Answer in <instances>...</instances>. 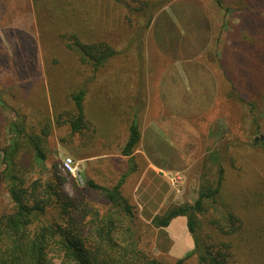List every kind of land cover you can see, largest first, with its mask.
<instances>
[{"label": "rangeland", "instance_id": "obj_1", "mask_svg": "<svg viewBox=\"0 0 264 264\" xmlns=\"http://www.w3.org/2000/svg\"><path fill=\"white\" fill-rule=\"evenodd\" d=\"M145 1L157 4L147 9ZM221 1L0 0V150L16 128L41 136L43 162L21 149L28 179L57 170L68 195L87 180L112 187L125 175L122 194L145 225L142 245L163 261L184 256L193 239L185 217L164 228H152L151 219L193 205L204 178L216 180L222 157L215 215L229 207L243 221L234 261L264 264V63L251 53L264 28V0ZM239 9L256 13L258 24ZM70 36L107 42L117 55L94 71L65 46ZM79 89L86 90V128L72 134L70 95ZM132 120L140 140L131 158L121 150ZM86 191L101 212L108 208ZM12 211L0 180V214ZM197 220L213 233L206 212Z\"/></svg>", "mask_w": 264, "mask_h": 264}, {"label": "trees", "instance_id": "obj_2", "mask_svg": "<svg viewBox=\"0 0 264 264\" xmlns=\"http://www.w3.org/2000/svg\"><path fill=\"white\" fill-rule=\"evenodd\" d=\"M215 1L223 6L221 0ZM141 4L151 9L157 3L145 1ZM225 11L230 9L225 8ZM239 11L245 15L244 21L258 24L257 14L252 10ZM148 18L141 34L150 23L151 16ZM259 33L255 40L259 50L253 49L251 53L264 63V28ZM65 46L80 64L90 66L94 71L117 55V51L104 41L87 43L70 36ZM85 93V89H79L70 95L75 107V113H71L68 120L72 134H82L86 128ZM3 104L0 101L4 107ZM14 126L16 128V124ZM15 131L16 137L0 150L4 164L0 180L6 184L13 204L12 212L0 214V264H185L190 257H195L197 264H238L233 259V245L241 238L238 233L243 221L229 207H224L222 215H215L224 180L222 157L217 161L216 180L210 182L204 178L193 205L171 206L151 219L152 228H164L174 218L185 217L193 239V248L184 256L163 261L152 256L142 245L145 225L136 208L122 194L125 175L112 187L87 180L85 189L76 188L73 195H68L63 189L65 177L57 170L45 179H28L30 170L19 158L21 149L26 145L34 161L43 162L42 138L29 135L23 129L16 128ZM139 140V126L132 120L121 154L132 158ZM87 189L102 195L108 204L105 211L101 212L88 199ZM205 212L207 222L214 230L206 235L197 220V213L204 215Z\"/></svg>", "mask_w": 264, "mask_h": 264}, {"label": "built area", "instance_id": "obj_3", "mask_svg": "<svg viewBox=\"0 0 264 264\" xmlns=\"http://www.w3.org/2000/svg\"><path fill=\"white\" fill-rule=\"evenodd\" d=\"M70 163H71V160L70 159H66L65 162H64V165L67 167V168H70ZM171 180L172 182L174 181H178L179 180V177L178 176H173L171 177Z\"/></svg>", "mask_w": 264, "mask_h": 264}, {"label": "water", "instance_id": "obj_4", "mask_svg": "<svg viewBox=\"0 0 264 264\" xmlns=\"http://www.w3.org/2000/svg\"><path fill=\"white\" fill-rule=\"evenodd\" d=\"M256 141H257V138L254 139V142H256Z\"/></svg>", "mask_w": 264, "mask_h": 264}]
</instances>
